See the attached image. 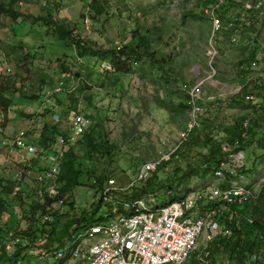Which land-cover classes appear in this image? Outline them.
<instances>
[{"label":"rangeland","instance_id":"rangeland-1","mask_svg":"<svg viewBox=\"0 0 264 264\" xmlns=\"http://www.w3.org/2000/svg\"><path fill=\"white\" fill-rule=\"evenodd\" d=\"M90 1L0 0L13 3L16 10L26 15L16 22L0 16V62L11 68L9 73H0V86L12 99L9 106L0 101V176L15 179L23 174L24 199L28 203L43 197L41 186L34 181L46 161L37 145L42 125L47 120L70 132L74 116L64 112L57 97L85 114L86 130L93 126L109 133L113 148L108 174L115 180V184H110L124 188L137 177L143 163L159 160L164 152L172 155L159 177H169L176 167H187L190 156L176 155L175 151L182 144L181 133L192 121V108L184 107L188 100L202 107L200 119L206 110H213L217 120L214 136L222 139V128L239 116L249 117L251 105L263 91L264 7L247 6L257 5L255 0H222L223 28L215 33L212 21L203 11L206 0H101L107 11L102 20L89 7ZM39 15H52L97 47L136 45L141 36L151 40V49L163 64L147 57L128 58L114 63V71L109 59L79 56L71 43L52 34L50 24L35 21ZM251 55L255 59L246 63ZM60 57L66 63L65 70L55 68ZM240 61L245 62L243 76L238 71ZM81 81L86 88L79 90ZM54 92L60 93L55 96ZM237 95L244 97V103L230 100L235 96L238 99ZM47 105L51 110L45 112ZM21 130L27 133V146L23 149L12 145ZM82 138L83 135L66 149L73 146L76 153L85 156L87 147ZM230 147L223 144L225 150ZM85 163L88 167L94 165L90 160ZM228 163L232 178L227 184L249 187L264 215V153L250 147L236 153ZM225 181V177L214 178L213 172L207 178L195 175L188 181L177 180L174 193L187 187L188 194L199 185ZM162 192L152 204L166 199ZM108 193L96 214V218L104 216L103 222L115 218L121 212H117L120 205L122 209L123 201H116ZM100 196L88 186L78 187L72 197L71 213L91 208ZM65 209L67 206L61 207L62 211ZM9 213L4 214L3 220L15 225L17 217ZM29 257L22 264L49 262L45 256ZM192 260L194 264H204L201 256ZM53 262L54 259L49 264ZM214 263L227 264V253L216 251L210 264Z\"/></svg>","mask_w":264,"mask_h":264},{"label":"trees","instance_id":"trees-1","mask_svg":"<svg viewBox=\"0 0 264 264\" xmlns=\"http://www.w3.org/2000/svg\"><path fill=\"white\" fill-rule=\"evenodd\" d=\"M218 1L206 0V4L217 3ZM89 7L95 12L97 18L100 20L102 18L106 19V7L101 0H91ZM224 8L225 5H222L218 11L221 18H224L225 15ZM0 16L9 17L16 22L18 18L26 15L16 10L13 3L0 2ZM40 20L50 24L52 34L59 40L71 43L76 48L79 56H102L111 61L114 71H116L114 63L126 61L128 58L138 60L147 57L157 62V64H163L155 57L156 51L151 49V40L141 36L137 37L138 42L136 45H125L118 47V49L97 47L92 43H88L80 35L75 34L67 24L57 21L52 15L50 17L39 15L35 18V21ZM28 54L30 56L34 55L31 52ZM61 59V57L56 59L55 68L65 70L66 63L61 62ZM252 59H255L254 55L249 56V61L246 63H249ZM244 64V61H240L238 65V71L242 76L246 75ZM75 72L79 77L77 71ZM81 82L79 90L86 88L84 81ZM262 89V93L258 95V101L254 103V106L251 105V115L249 117L239 116L233 123L225 125L222 128L224 134L222 139H217L214 136L217 120L213 110H206L201 115V119L198 118L199 125L192 128L188 139L175 151L176 155L190 156V162L186 168L176 167L174 174L161 178L159 173L168 161L166 160L145 181L134 184L128 189L110 190V193L116 201L123 202L147 196L150 198V204H152L154 198L160 195V191H163L162 195L166 197L164 203L180 200L185 197L189 189L184 187V190L174 193L177 180L188 181L190 177L195 175L207 178L212 172L214 174V171L223 163H228L236 153L245 151L250 147H254L255 151L260 150L261 153H264V86H262ZM58 93L60 92H54L52 95L56 96ZM72 94L75 95V92L73 91ZM35 97L33 96V98ZM237 97L239 98L237 99L236 96L230 97V100L244 103V97L238 95ZM55 100L62 108H65L64 112L68 116L78 114L76 105H67L58 97ZM0 101L5 106L12 103V99L7 97L6 91L1 86ZM184 107H191L189 100L187 104H184ZM50 110L51 107L47 105L45 112ZM28 116H32V114ZM200 124H202V127H200ZM67 135L68 133L63 127L46 120L41 127L37 145L48 150L58 142L61 136ZM82 139L87 147L86 155L80 156L75 152L73 146L68 148L62 161L57 190L54 194L50 195L46 192L43 184L38 180V174L37 177L35 176L34 181L41 186L43 191L41 200L32 201L31 203L25 201L22 186L23 174L15 179L0 176V264H22L30 258L29 255L33 258L44 257L46 253L64 248L66 242L78 231L103 221L104 216L96 218V214L103 198L106 196L105 190L109 186L108 166L113 145L106 130L101 132L100 128L96 130L93 126L84 132ZM224 143L231 146L229 150L223 148ZM87 160L93 161L94 165L88 167L85 163ZM223 172L226 181L221 185L226 186L227 181L232 178V173L229 166L224 168ZM80 186H88L100 192L101 196L97 203L92 204L91 208L83 209L80 213H71L74 209L72 197L75 190ZM186 189L188 190L186 191ZM262 196H264V193ZM213 205L217 206L220 203H213ZM63 206H67L65 211L61 210ZM225 206L220 213L219 221L223 227L231 230V234L219 235L210 243L209 264L212 262L214 253L218 250L227 253V264H254L249 261L253 253H258L260 258L264 260V215L260 211L258 199L250 197L242 204L229 203ZM119 208L118 213L120 210L121 212L125 211L123 205L122 209L121 205ZM10 210H13V213H9ZM6 213L17 217L15 225H12L9 220H3ZM30 251H36L37 254ZM193 257L199 259L198 253L192 256L189 264H194Z\"/></svg>","mask_w":264,"mask_h":264},{"label":"built area","instance_id":"built-area-1","mask_svg":"<svg viewBox=\"0 0 264 264\" xmlns=\"http://www.w3.org/2000/svg\"><path fill=\"white\" fill-rule=\"evenodd\" d=\"M221 2L222 0H219L203 8L212 21L214 33L223 28V20L218 12L222 6ZM255 2L257 5L248 3L247 6L264 7V0ZM2 64L0 62V73L11 72L10 67ZM191 104L192 121L181 133L179 144L188 139L194 126L199 125L198 116L203 111L202 107L195 101ZM87 123L85 114L78 112L72 119L67 136H61L51 149H39L46 161L38 172V180L50 195L57 190L66 146L84 134ZM12 145L19 149L27 146L25 130L16 134ZM171 155V152H164L159 160L143 163L137 177L124 188L111 187L115 180L110 179L111 184L106 188L105 195L111 189H128L145 181L161 163L169 160ZM228 165L229 163H223L214 171L213 177L219 179L225 177L223 169ZM253 196L251 189L246 185L222 186L208 183L197 186L183 199L167 203L162 201L150 204L145 197H137L124 201L122 205L125 211L120 212L115 218L83 228L66 242L64 248L46 253L45 257L49 261L54 259V264H189L192 256L198 253L203 263L209 264L210 243L219 235L231 234V230L223 227L219 221L220 213L224 209L222 206L229 203L242 204ZM213 203L220 205L215 206ZM201 244H204V247ZM30 252L37 254L36 251ZM249 261L264 264L258 253H253Z\"/></svg>","mask_w":264,"mask_h":264}]
</instances>
